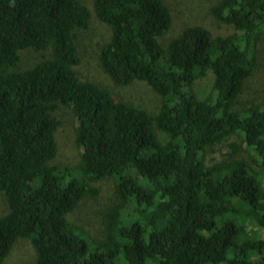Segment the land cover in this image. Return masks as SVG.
I'll return each mask as SVG.
<instances>
[{
    "label": "trees",
    "instance_id": "obj_1",
    "mask_svg": "<svg viewBox=\"0 0 264 264\" xmlns=\"http://www.w3.org/2000/svg\"><path fill=\"white\" fill-rule=\"evenodd\" d=\"M93 7L111 30L103 72L120 87L145 82L164 104L151 114L78 72L80 32L91 24L82 0H0V264L19 239L35 264H264V237L249 229L264 231V102L233 109L257 66L264 0H215L212 16L233 34L191 26L167 48L160 38L173 17L163 0ZM28 49L43 58L22 69ZM209 71L213 90L199 97L195 82ZM60 106L77 122V167L53 164ZM234 135L251 162L208 167L207 148ZM72 173L79 179L68 181ZM108 177L118 202L93 241L68 215Z\"/></svg>",
    "mask_w": 264,
    "mask_h": 264
},
{
    "label": "rangeland",
    "instance_id": "obj_2",
    "mask_svg": "<svg viewBox=\"0 0 264 264\" xmlns=\"http://www.w3.org/2000/svg\"><path fill=\"white\" fill-rule=\"evenodd\" d=\"M82 1L91 11V24L88 30L80 32L78 48L81 64L77 69L78 72L83 77H88L93 82L108 88L115 97L131 101L134 103V106L145 109L151 114L159 113L164 104V98L156 93L148 84L136 81L130 86L120 87L115 85L103 72L98 56L103 44L110 39L111 30L107 24L101 22L95 15L93 0ZM163 1L170 8L173 17L169 32L160 38V42L164 48H167L170 42L179 36L184 29L191 26H203L210 30L215 37L228 36L234 32L232 26L220 24L212 16L211 8L214 6L215 0ZM256 53L257 66L253 74L246 81L244 91L233 107L234 111L243 112L251 104H263L264 102V35L257 46ZM21 58V68L27 69L42 59L43 54L28 49L21 52ZM213 85L214 74L212 71H209L205 77L195 82L194 91L199 97L209 96L213 90ZM54 114L59 119L61 125L56 133L58 154L53 164L77 167L82 160V149L79 148L76 142L75 129L77 122L75 116L69 108L63 106H60ZM233 143L243 148L233 154V149L231 148V144ZM247 152V149L243 146V137L241 135H234L221 144L207 148L205 162L208 167L224 162H233L236 159H245L251 162ZM72 177L79 179L80 176L72 173L67 180H71ZM92 185L99 188V195L93 198H84L79 206L69 213L68 220L73 225H77L86 231L93 241H102L105 238L106 232L105 215L118 202L116 180L113 177H108L103 181L92 183ZM6 210L7 204L3 194H1L0 215L4 214ZM137 215L134 212L132 214L133 219H136ZM249 229L260 232L264 237V231H261L257 226L251 225ZM35 263L36 254L31 248L30 241L28 239H19L3 264Z\"/></svg>",
    "mask_w": 264,
    "mask_h": 264
}]
</instances>
